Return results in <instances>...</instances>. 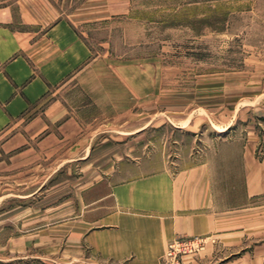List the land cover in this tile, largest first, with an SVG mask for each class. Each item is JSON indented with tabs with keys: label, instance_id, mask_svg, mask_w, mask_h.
Here are the masks:
<instances>
[{
	"label": "rangeland",
	"instance_id": "obj_1",
	"mask_svg": "<svg viewBox=\"0 0 264 264\" xmlns=\"http://www.w3.org/2000/svg\"><path fill=\"white\" fill-rule=\"evenodd\" d=\"M60 4L68 13L79 7L91 20L80 27L101 65L87 78L120 80L91 89L104 95L118 89L133 108L124 103L121 117L95 120L107 113L72 87L61 93L68 107H84L82 118L51 123L39 112L0 136V264L58 258L59 250L26 248V235L54 225L56 206L70 207L84 186L122 164L142 172L180 169L252 131L260 133L264 150V0ZM205 243L175 257L169 249L162 264H183Z\"/></svg>",
	"mask_w": 264,
	"mask_h": 264
},
{
	"label": "crops",
	"instance_id": "obj_2",
	"mask_svg": "<svg viewBox=\"0 0 264 264\" xmlns=\"http://www.w3.org/2000/svg\"><path fill=\"white\" fill-rule=\"evenodd\" d=\"M79 10L66 12L60 0H0V136L39 112L51 123L82 118L84 107L69 108L61 93L72 87L107 113L95 120L133 108L118 89H91L120 80L87 78L101 54L81 31L91 20ZM261 140L256 131L224 140L180 169L122 164L84 186L70 207L56 206L57 222L31 229L25 246L59 250L56 259L44 257L48 264H162L171 240L202 237L205 246L183 264H264Z\"/></svg>",
	"mask_w": 264,
	"mask_h": 264
},
{
	"label": "built area",
	"instance_id": "obj_3",
	"mask_svg": "<svg viewBox=\"0 0 264 264\" xmlns=\"http://www.w3.org/2000/svg\"><path fill=\"white\" fill-rule=\"evenodd\" d=\"M204 238L202 237H194L193 239H182V238H175L171 240L169 243L170 252L168 256H177L178 253H194L195 251L199 250L201 245L204 242ZM167 251V252H168ZM167 254V253H166Z\"/></svg>",
	"mask_w": 264,
	"mask_h": 264
},
{
	"label": "bare ground",
	"instance_id": "obj_4",
	"mask_svg": "<svg viewBox=\"0 0 264 264\" xmlns=\"http://www.w3.org/2000/svg\"><path fill=\"white\" fill-rule=\"evenodd\" d=\"M222 131V130H221Z\"/></svg>",
	"mask_w": 264,
	"mask_h": 264
}]
</instances>
